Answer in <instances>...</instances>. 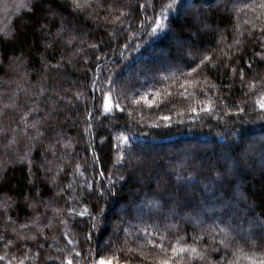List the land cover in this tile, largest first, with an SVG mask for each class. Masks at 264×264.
<instances>
[{
    "label": "trees",
    "instance_id": "trees-1",
    "mask_svg": "<svg viewBox=\"0 0 264 264\" xmlns=\"http://www.w3.org/2000/svg\"><path fill=\"white\" fill-rule=\"evenodd\" d=\"M17 1L0 0V4H5L0 7V31L8 30L14 24L19 25V17L23 15L25 9L20 8L19 5L16 6ZM171 2L172 0H120V4L123 5L119 8L120 11H128L129 5L138 7L140 3L154 5L155 11L152 6H149L147 13L140 11L139 17L133 13L123 24L126 29L125 34L121 38L109 42L107 37L112 34L113 28L105 26L101 10V19L97 20L95 15L89 17L87 23L91 26L90 28H85L83 33L64 37V41L71 39L72 43L66 46L70 50L64 58L63 66L58 70H46L44 63L56 64L60 60V49H57L54 56L49 53L42 58L43 48L41 47L39 50L33 49L30 57L24 56V60L21 62L23 67L19 69V75L9 73L8 76H5L4 72H0V126L5 128L9 125L16 128V122H19L22 129L24 122L20 121V116L26 109L17 105L23 104L28 97L42 100L43 97L39 96L42 87H47L49 94H52L54 89L58 92H62L63 89H69L72 92H85L88 96L87 107L91 108L93 104L91 94L94 93L93 79H102L113 75L117 81L114 97L123 85H128L127 92L130 97L138 99L139 97L134 95L138 90L140 96L147 95L153 101L152 108L141 101L132 122L127 119L128 111L132 110L131 106L123 114L113 113V115H120V119L116 121L117 126L113 128L112 142L115 143L116 135L120 134L129 138L128 149L130 151L124 160V167L120 171L133 167L139 168L143 162L145 167L142 172L144 173L142 184L139 186L132 183L125 185L124 198L108 197L107 202L97 200L95 196H85L83 193L77 195L80 191L79 187L75 192L65 191L63 193L69 202L74 196L79 200L78 210L87 207L95 214L100 208H104L108 212L110 221L104 224L106 232L103 236L97 232L91 241V246L95 247L97 244L102 245V242L107 239L108 233L112 231L111 224L117 220V216L120 214L113 209H120L123 206L124 199L128 198L129 187L133 190V196L137 191L140 192L135 203L137 208H144L145 224H141L137 219H132L128 227L133 235L125 241L124 233L121 232V243L104 253L105 264H108L110 257L121 255V246H123L124 252L132 249L134 254L132 264H139L142 251L140 245H143L145 241L136 238V228H144L145 225L148 226L149 231L153 232V235L167 237L168 232L165 229L179 223L189 234L185 237L187 244L183 246L192 245L193 230L196 229L199 233L200 229L193 211L185 209L183 213H179L177 209L175 210L177 214H170L167 220L156 221L155 224L160 229L157 233L152 227L153 221L147 219L148 206L142 205L141 201L147 199L153 190H157L159 184L161 186L159 191L167 190L169 194L158 198L154 197V199L161 206H164L165 201H168V206L172 207L171 201L175 199V191L184 189L191 194L194 188L198 190L202 187L205 179L198 173L205 171L208 166L216 164L218 157L221 159V164H225L226 167L233 166L235 183L239 184L241 190L257 202L254 215L259 216L261 210L264 209V176L252 171V167L259 161L261 145H264V119L258 115L260 109L255 106V101L260 94L256 93L245 97L244 93L248 89L239 83L238 74L236 77L232 76V67L236 66L239 60V67L244 68L247 72L246 83L255 82L258 85L261 82L260 78L264 77V62L256 63L258 57L254 56L256 52L264 54V48L255 45L252 38L248 36L250 29H254L256 35H260L259 29L264 26V9H253L252 6L264 2V0H232V3L228 4V8L232 9L230 13L225 11L223 0H176L180 12L178 13L176 8L167 12L166 18H161L164 27L158 33L153 34L151 27H145V16L151 18L153 15H158L162 4L166 5ZM246 4L249 7L245 8ZM185 8L201 9L211 17L213 26L223 33V42H221V36L217 34L200 38L193 36L192 44L195 49H200L203 54L208 55L213 63H216L218 59L223 60L228 64L227 68L221 64L219 69L211 72L191 73V68H194L199 60L197 59L194 63L190 59L181 60L182 50L174 47L173 43L176 42V37L184 38L188 35L184 30L186 17L182 14ZM256 17H260V19L257 20ZM169 21L172 24L171 31H167ZM149 23L151 24L150 19ZM152 26L154 27V25ZM23 39L24 45L18 44L15 52L10 47L0 52V55L7 58L6 63L11 62L13 56H21V47L27 49V46L32 44L31 32H26ZM236 39L241 41L239 45L235 44ZM90 44H96L97 47L93 49L89 46ZM71 50H79V52L73 56ZM194 54L200 55V53ZM69 57H71V63L68 62ZM97 57L100 58L99 61L96 60ZM29 59L31 63H28ZM157 59L164 61V66L157 65L155 63ZM249 62L254 65L252 69L247 68ZM177 65L180 66V70ZM253 78H256L255 81ZM233 79L237 81L235 84L230 83ZM225 85L229 87H224ZM94 94L98 95V93ZM225 94L230 97L229 107L225 109L229 113L228 115L218 108L211 116L201 112L205 105H217V97H222ZM120 102L127 103L123 100ZM244 102L251 103L255 107V111L252 107H248L245 113L234 114L237 110L232 106L233 103L244 106ZM28 103L29 106H34L32 100H29ZM156 104H160L161 107L156 108ZM5 105H9V107L5 108ZM192 108H196L200 115L192 114ZM67 115L69 116L68 120H63L61 117L64 127L57 128L59 134L57 138L60 141L58 155L68 165L67 172L63 174V179L60 182L61 187L73 182L79 185L85 180L94 179L101 170V161H103L105 172L115 171L117 157L120 152L126 150L124 146H121L119 152L113 150L111 160L104 153L97 151L98 159L95 170L88 167L92 158L83 152L85 140L88 138L81 139L80 136L86 127L85 120L87 119L83 98L80 110L67 113ZM164 115L171 116L172 122L168 126H165V123L160 120ZM30 119L29 117V122ZM97 119L104 118L97 114ZM104 123L107 125L110 120L105 119ZM33 134L35 133L33 132ZM89 134L92 137L96 136L92 129H89ZM26 135L24 131L18 130L16 133H10L8 139L0 136V171L7 167L10 177L5 189L0 191V234L7 232L13 241L9 247H5V244L0 242V256L6 255V259L0 261V264H20V261H23L24 264H61L64 258H72L73 249L80 250V245L76 243L78 234L73 230V226L81 218L67 216L64 212L67 205L63 200L55 197V190H49L50 185L46 186L43 183L40 186L42 195L38 199H42L48 204L47 208L44 204H40L38 210L34 211L21 203L24 197L29 194L25 178L27 168L25 166L23 171L20 170L19 165L15 166L16 171H12L11 168L13 159L23 152L29 151L33 144L30 139L26 138ZM100 138L96 137V142ZM185 139H191L193 143H190V147L180 148L179 143ZM241 141L246 146H254L256 155L247 163L242 161L241 166L235 167L230 148ZM5 145L8 147L6 148ZM154 145L156 147H153ZM44 146H47V141L43 142L40 151H43ZM190 148H193L194 151ZM32 152L39 157L40 152L35 149H32ZM192 153L194 156L191 158L190 154ZM204 158H206L205 161ZM85 160L88 161V164L85 163ZM77 163L81 164L82 176L79 173L73 174ZM59 166L64 167V163H59ZM85 168L88 170L84 171ZM149 168L152 170L149 171ZM138 174L140 172H137ZM214 176L215 173H212L208 178L212 179ZM57 200H59L58 203ZM32 202L29 200V203ZM18 203L19 207L16 206ZM214 203V201H204L203 206L211 207ZM186 217L192 218L191 223L186 222ZM83 219L87 221V217ZM200 219H204V217L201 216ZM60 220H65L66 223L61 224ZM216 223L220 228H226L225 224H220L219 221ZM24 225L28 227H24ZM78 227L85 228V225L79 224ZM204 227L212 229V221L205 220ZM241 229L243 230L242 235L245 233L251 235L254 230L247 222H241ZM65 233L68 234V238L73 239V245L68 244ZM228 234L230 237L236 235L232 231H229ZM33 236L42 246L37 247L36 241L31 239ZM83 236V233L79 234V239L82 240ZM21 237L28 239L22 240ZM207 239L205 237V240ZM172 242L175 243V240ZM17 244L20 246L17 247ZM88 247V243L83 244L84 249ZM144 251L147 250L144 249ZM88 255L92 254L88 253ZM155 255L156 253L149 255L143 264H152V256ZM225 256L224 264H228V262L231 264H252L253 260L264 259V247L250 248L238 239L236 246L230 247L227 252L222 249L218 254L211 255L210 259L219 261L221 257ZM79 264H84V261L80 259ZM112 264H115V261ZM192 264H204V261L196 259Z\"/></svg>",
    "mask_w": 264,
    "mask_h": 264
},
{
    "label": "snow or ice",
    "instance_id": "snow-or-ice-1",
    "mask_svg": "<svg viewBox=\"0 0 264 264\" xmlns=\"http://www.w3.org/2000/svg\"><path fill=\"white\" fill-rule=\"evenodd\" d=\"M225 4V11L231 12L232 9L228 8V4L232 3V0H223ZM152 6L153 11H155L154 5H148L145 3H140L137 6L129 5L128 11H120L119 8L123 7L120 4V0H22L19 4L20 8L25 9V12L20 19L19 25H13L12 28L0 31V52L5 48H12L13 52L19 45H24L25 41L23 37L26 32H31L32 34V44L25 47H21V56H13L11 62L6 63V57L0 55V72H4L5 76L9 73L19 75V69L23 67L22 61L24 56H31L33 49L39 50L43 48L41 57L51 53L53 56L56 54L57 49H60V60L56 64L44 63V68L56 69L58 70L63 66L64 58L68 54L70 49H67V45H71L72 40L68 39L64 41V37L72 36L77 33H83L85 28H90L91 26L87 23L90 16L95 15L97 20L101 19V10L103 11V20L105 21V26H112L113 31L107 39L109 42L115 41L121 38L126 29L123 27L125 20L130 18L133 13L137 17L140 15V11L147 13L148 7ZM249 7L247 4L245 8ZM253 9L259 8L264 9V2L254 4ZM176 8L179 13L180 8L177 6L176 0H172L171 3L162 4L161 11L158 15H153L151 18L145 16L144 24L145 27H151L152 33H158L164 25L161 22V18L165 17V14ZM87 13V15H84ZM118 13V14H117ZM186 17V25L184 30L187 32V36L184 38L176 37V46L178 50H182L181 60L190 59L193 63L198 59L199 63L196 64L194 68H191V73H201L205 71H214L219 69L220 65L223 64L225 68L228 64L223 60H217L213 63L212 59L203 54L200 49H195L192 44L193 36L200 38L203 36H216L219 34L221 36V42H223V33L219 32L217 27L213 26L211 17L207 16L201 9L185 8L183 13ZM166 18V17H165ZM151 20V24L149 23ZM260 19V17H256ZM154 25V27L152 26ZM55 29V31H53ZM172 24L169 21L167 31H171ZM260 35H256L254 29L248 31V36L252 38V42L264 48V26L259 29ZM62 41L64 43L62 44ZM103 43V41H101ZM241 41L239 39L235 40V44L239 45ZM91 48L95 49L96 44H90ZM72 55L78 54L79 50H71ZM194 53H200V55H195ZM255 57H258L256 63L264 62V54L261 52L254 53ZM99 57L96 58L99 61ZM231 59V58H229ZM71 63V57L68 60ZM31 63V60H28ZM87 63V61H85ZM240 61H237V65L232 67V76L236 77L239 75V83L248 89L244 93L245 97H250L259 93V98L255 101V106L260 109L258 115L264 119V77L260 78L261 82L257 85L255 82L246 83L247 72L244 68L239 67ZM253 63L249 62L247 64L248 69L253 68ZM178 70L180 66L177 65ZM103 72V69H101ZM189 73V75H191ZM23 78V77H21ZM155 79V77H153ZM256 78H253L255 81ZM107 81V84H105ZM237 81L233 79L230 83L235 84ZM117 81L115 76L108 75L106 77L96 78L92 81V87L94 88V93H92L91 98L93 104L91 108H88V96L85 92L76 91L72 92L69 89H63L62 92H58L55 89L52 94L48 93L47 87H42L39 96L43 97L42 100H36L32 97H28L23 104H18V107L26 109V111L21 113L20 121H23L22 129L21 124L17 123L16 128H12L9 125L7 128L0 126V136L8 139L10 133H16L18 130L24 131L27 135L26 138L30 139L33 144L31 145L29 151L23 152L18 157L13 159L12 171H16V165L20 166V170L23 171L25 166L27 168V187L29 188L28 196L24 197L21 203H24L27 207L38 210L40 204H44L45 208L48 207L42 199H38L42 195L41 184L46 186L50 185L49 190H55V197L59 200H63L67 207L64 212L67 216H76L81 218L73 226V230L77 232L76 243L80 245V250L73 249L72 258H64L61 264H79V260L82 259L84 264H105L104 253L106 251L112 250L116 244H120V234L124 233V240L127 241L130 236L133 235L132 231L129 229L128 225L132 219H137L141 224H145L144 219V208H137L136 199L139 198L140 192L137 191L136 195L133 196V190L129 187L127 193L128 198L124 199L123 206L119 210V215L117 220L112 222V231L108 233L107 239L101 244H97L95 247L91 246V241L93 240L94 234L99 232L102 236L106 232L104 224L109 223L110 217L108 212L104 208H100L95 214L90 211L87 207L80 208L78 210L77 205L79 200L74 196L72 201L69 202L63 195L65 191L75 192L76 188L79 187L80 195L83 193L85 196H95L97 200H104L107 202L108 197H113L121 199L125 197L124 187L130 183L141 185L143 181V168L144 163L141 162L139 168L125 169L120 171L124 167V160L128 155L130 149H128L129 138L125 135H116V142H112L113 128H115L116 121L120 119V115H113V113L123 114L131 106V111L127 113L128 121H134V113L137 108L140 107L141 101L143 104L152 108L153 101H151L147 95L140 96L138 90L135 91L134 95L138 96V99L130 97L127 92L128 85H123L118 94L116 93ZM224 87H229L225 85ZM231 91V88H229ZM83 98V103L85 105V111L87 112V119L85 120V129L80 133L81 139L87 137L85 140V147L83 152L86 155L91 156V163L85 160L89 168L95 170V164L98 159L96 156L97 151L104 153L109 160H111L113 150L119 152L121 146L126 149L120 152L117 157L115 164V171L105 172L103 170V161H101V170L98 175L92 180H85L82 184L77 185L75 182L68 184L65 187H61V181L63 179V174L67 172V162H63L61 157L58 155L60 148V141L57 138L59 135L57 133V128H63L64 124L61 120H68L69 116L67 113L80 110V103ZM32 100L34 106H29L28 101ZM126 101L127 103L122 104L120 101ZM218 104L215 106L205 105L202 107L201 112L211 116L216 108L220 111L225 112V115L229 113L225 111L229 107L230 97L225 94L222 97H217ZM233 107L236 108V115H241L245 113L246 108L252 107L255 111V107L251 103L244 102V106L240 104L233 103ZM8 108L9 105H5ZM156 108H160V104L155 105ZM192 114L199 116L200 112L196 108L191 109ZM97 114L103 116L104 119H97ZM29 117L30 122H29ZM110 120L109 124H105L104 120ZM165 126L171 124V116L164 115L160 118ZM89 129L95 131L96 136L92 137L89 134ZM33 132L35 134H33ZM96 137H101L98 142H96ZM44 141H47V146H44L43 151H40L41 145ZM7 148L8 145H5ZM32 149L40 152L39 157L33 154ZM232 153V159L234 160L235 167L241 166V162L247 163L252 160L256 155L254 146H246L243 141L235 144L230 148ZM78 155V153H77ZM59 163H64V167H60ZM81 164L77 163L74 170V175L79 173L81 176L83 172L80 171ZM85 168L84 171H87ZM152 169L149 168V171ZM254 173H259L264 176V145H261L259 152V161L256 165L252 167ZM9 169L5 167L0 171V191H3L7 186L10 177L8 175ZM140 172L141 175H137ZM126 173V174H125ZM215 173L214 178L209 179L208 176ZM203 176L205 182L202 187L198 190L194 188V191L189 194L184 189H178L175 191V199L171 201L172 207L168 206V201H165V205L161 206L154 197H161L163 195H168L167 190L159 191L161 186L157 185V190H153L152 194L147 197V199L142 200L141 204L148 206L147 219L153 221L152 227L159 233L160 229L156 226L155 222L158 220H167L170 214H177L175 210H179V213H183L185 209L191 210L197 217V223L200 225L199 233L197 230H193L191 235L192 245L188 247L183 246L187 244L186 236H189L187 232L184 231L181 224L177 223L170 225L165 229L168 232V236L163 235H153V232L148 230V226L145 225L144 228H136V238L143 239L145 243L140 245L142 251L139 257V264H143V261L149 257L152 253H156L152 256V264H192L193 260L199 259L204 261V264H224L226 260L225 257H221L219 261H213L210 259L211 255L218 254L222 249L227 252V250L236 246L237 240H242L245 245L250 248L259 249L264 247V209L261 210L259 216L254 215L255 209L257 207V202L252 200L251 197L241 190V186L235 183L234 169L233 166H225V164L220 163V157L217 158V163L208 166L205 171L198 173ZM103 178V179H101ZM179 179V177H178ZM191 179V178H188ZM35 190V193H33ZM198 191V195H197ZM29 200L33 201L29 203ZM59 200L56 202L58 203ZM204 201H214L215 203L211 207H204ZM17 207L20 206L18 203ZM135 213V215H133ZM203 216L204 219H200ZM87 217V221L83 218ZM186 222L191 223L192 218L186 217ZM205 220H211L213 224L212 229L204 227ZM103 221V223H102ZM225 224L226 228H220L219 224ZM241 222L250 223L254 229L251 235L243 234L241 229ZM61 224L66 223L65 220H60ZM79 224H84L86 228H79ZM235 225V228H233ZM24 227H28L24 225ZM227 229V230H226ZM229 231L235 232L234 237L229 236ZM183 232V235L181 233ZM83 233V239H79V234ZM65 239H67L69 245H73L74 241L68 238V234L65 233ZM205 237L208 239L205 240ZM22 240H27V237H21ZM36 241L37 247L42 245L35 236L31 238ZM175 240V243L172 241ZM0 242L5 244V247H9L13 241L8 236L7 232L0 234ZM88 243L89 247L87 249L83 248V244ZM17 247L20 245L17 244ZM198 247L200 250L198 251ZM146 249L147 251H144ZM121 255L110 257L108 264H132L134 254L132 249H128L127 252L123 251V246H121ZM88 253L92 255L89 256ZM160 257V258H157ZM6 259L5 256H0V261ZM52 259V258H49ZM20 264H24L20 261ZM231 264V262H228ZM252 264H264V259L253 260Z\"/></svg>",
    "mask_w": 264,
    "mask_h": 264
},
{
    "label": "rangeland",
    "instance_id": "rangeland-1",
    "mask_svg": "<svg viewBox=\"0 0 264 264\" xmlns=\"http://www.w3.org/2000/svg\"><path fill=\"white\" fill-rule=\"evenodd\" d=\"M22 2V0H18L17 1V4H16V6H18L20 3ZM5 4H0V7H3ZM102 14L104 15V13L102 12ZM173 46L174 47H177L176 46V42H174L173 43ZM161 52H162V50H160ZM155 63L157 64V65H159V66H164V61H161V59L159 60V59H157V61H155ZM190 143H193V141H191V139H185V140H183L181 143H179L180 145H179V147L180 148H184V147H190ZM151 148H153V147H156L155 145L152 147V146H150ZM190 149H192V151H194V149L193 148H190ZM194 155H193V153L192 154H190V157L192 158ZM204 161L206 160V158H204L203 159ZM221 160V159H220ZM144 173H142V175H143ZM138 175H141V173L140 174H138ZM162 182L164 183V179L162 180ZM119 210L120 209H116V208H114L113 209V211H115V212H119Z\"/></svg>",
    "mask_w": 264,
    "mask_h": 264
}]
</instances>
